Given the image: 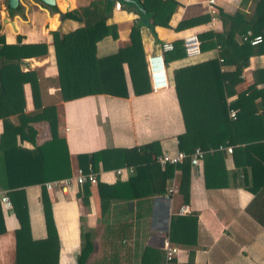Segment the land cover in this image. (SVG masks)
<instances>
[{
    "label": "trees",
    "instance_id": "obj_1",
    "mask_svg": "<svg viewBox=\"0 0 264 264\" xmlns=\"http://www.w3.org/2000/svg\"><path fill=\"white\" fill-rule=\"evenodd\" d=\"M92 1V0H90ZM102 1V10L98 20L88 28L76 27L72 31L62 32L59 27L50 33L53 47L56 82L59 97L63 102L86 96L106 95L126 98V85L123 65L135 96L150 92L144 52L140 40V28L146 26L153 35L156 26L169 28L172 15L180 6L176 0H121ZM42 9L58 13L60 22L72 21L81 24L74 11L59 13L66 7L73 8V0H59L60 6H45L34 0ZM119 10L132 13L136 19L128 33L129 45L116 49L112 54L98 57L96 45L100 41L118 38L115 24H106L111 18L115 4ZM19 6L13 11L20 13ZM3 13V20H7ZM40 16V15H39ZM51 14L41 15L42 31L48 27ZM23 18V16H21ZM217 20L222 31H206L196 35L199 53L212 52L220 47L217 58L204 61L189 62V64L168 71L167 64L185 60L182 41L172 43V51L164 54V62L168 84L174 90L179 107L184 132L177 137L178 151L190 154L195 148L204 151L203 161L212 154L210 165H221L222 152L219 146L231 147V157L235 169L243 174L242 187L253 194V205L258 199L259 189L264 185V64L252 74L253 83L247 88L246 94H240L229 101L235 93V87L241 81V69L248 63L251 56L264 57V0H258L251 19L247 20L241 12L233 14L217 10ZM209 16L183 20L174 31L185 30L201 23H206ZM57 18H54L53 27ZM7 22V21H6ZM8 23V22H7ZM9 24V23H8ZM1 30V28H0ZM249 31L252 36L260 35L262 41L256 46H250L240 40L242 34ZM22 37L17 35L15 42L7 44L0 32V189L7 192L11 211L17 220L18 228L14 231L13 264H57L59 242L52 220L51 205L44 187H41L40 203L42 207L46 237L34 241L30 237L27 207L24 188L31 185H43L49 180H62L70 176L67 161L66 146L56 131L57 112L54 107L37 110L36 68L31 69L25 62L33 59L41 61L48 55L44 43L21 44ZM233 65L234 70L224 72L222 66ZM26 70V76L31 91L34 109L25 113L23 86L21 75ZM257 86H260L257 88ZM259 100L261 111L256 113L255 101ZM229 110H235V119L228 117ZM17 119L13 125L10 117ZM44 120L49 125L51 139L32 150L18 147L19 141L33 143L35 131L29 123ZM158 142H150L128 149L99 150L92 153L77 155L78 168L87 173H97L98 165L102 171L119 167H132L133 175L126 181H116L112 185L101 182L95 184L98 195L108 201H141L143 199L162 196L166 193V183L174 171L181 173L177 191L183 203L188 201L189 163L185 160L179 165L166 164L161 167L156 158L159 157ZM66 158V163L61 158ZM204 166V171H205ZM250 178H246V174ZM204 173L205 186L207 185ZM88 186H82V195L87 198ZM261 191V190H260ZM247 213L262 227L259 220L249 208ZM128 223H118L108 226L104 233L107 248L110 253L100 259L93 260V233L86 239V245L76 256L75 264H120L117 261L118 243L127 238L130 228ZM196 217L173 215L170 218L168 243L176 248L188 250L187 260L182 264H193ZM4 233L0 214V235ZM138 264H178L172 257L165 260V252L159 249L144 247L139 256Z\"/></svg>",
    "mask_w": 264,
    "mask_h": 264
},
{
    "label": "crops",
    "instance_id": "obj_2",
    "mask_svg": "<svg viewBox=\"0 0 264 264\" xmlns=\"http://www.w3.org/2000/svg\"><path fill=\"white\" fill-rule=\"evenodd\" d=\"M179 7L172 15L169 28L156 26L152 35L146 26L140 28V40L145 60L155 54L162 42L173 43L187 36L213 31L221 32V23L216 19L212 25H200L174 31L175 26L183 21L209 16L205 8V0H176ZM258 0H215L216 11L233 14L241 12L251 19ZM18 16H14L16 31L11 24L0 26V32L7 44L15 42L17 35L21 36V44L44 43L48 55L41 61L27 60L30 68H36V105L37 110L54 107L57 112L56 131L66 146L67 161L72 178L79 169L77 155L99 150L128 149L150 142H158L161 155L172 156L177 151V137L184 132V127L176 101L174 90L168 86L165 90L150 92L135 96L123 65L126 98L106 95L86 96L63 102L59 97L56 82V68L50 33L57 27L62 32L74 30L76 27H91L99 18L102 1L92 0L87 5L68 6V11H74L81 24L72 21L60 22L57 15L51 17L48 27L42 31L41 18H36V25L29 18V7L40 16L48 13L33 0H24ZM20 6V5H19ZM4 10V9H3ZM6 13V11L4 10ZM42 12V13H41ZM60 12V11H59ZM62 13V12H60ZM7 16V15H6ZM23 16V18L21 17ZM57 18L55 27L52 26ZM136 16L121 10L113 9L111 18L106 24H115L118 38L113 41L106 38L97 43V56L112 54L116 49L129 45L128 33ZM3 23V20H2ZM4 24V23H3ZM216 48L212 52L198 53L192 58L167 64L168 71L185 66L189 62L204 61L217 58ZM264 64V57L251 56L248 63L241 69L240 83L235 87V93L228 99L232 101L240 94H246L247 88L253 83L252 74ZM224 72L234 70L233 65L222 66ZM25 113L34 109L26 70L21 75ZM260 86H257L259 88ZM256 115L261 111V103L255 101ZM13 125L17 119L10 117ZM35 131L33 143L19 141L17 145L25 150H32L51 139L49 125L44 120L29 123ZM2 123L0 121V134ZM221 152V151H220ZM221 165H210L212 154L206 156L198 166H189L188 201L183 203L177 195L180 176L174 171L172 178L166 183V193L141 201H108L98 195L95 185L88 186L87 198L82 195V187L72 184L66 190L53 188L46 190L44 185L56 180L46 181L43 185L36 184L25 187L24 196L27 207L30 237L34 241L46 237L42 207L40 203L41 187H44L51 205L52 220L59 242L57 264H75L76 256L86 245L88 235L93 233V260H98L110 253L105 239V229L118 223H128L127 238L118 243L117 261L120 264H138L139 256L144 247L164 251L167 245L174 249L173 258L178 264L185 263L188 250L174 247L168 243L170 218L178 215L181 206H186L188 212L178 216H195L196 230L193 264H264V227L258 224L246 211L249 208L259 220L264 222V185L259 189V197L250 206L253 194L242 187L243 174L235 169L231 153H223ZM66 163V158L62 156ZM204 166L205 171H204ZM95 174L96 183L112 185L116 181L124 182L128 177H118L115 169L102 171L101 165ZM122 168V167H119ZM117 169V168H116ZM93 173V172H92ZM204 173L207 185L205 186ZM246 178L250 176L247 173ZM261 190V191H260ZM5 191V190H4ZM0 214L4 233L0 235V264H13L14 231L18 223L11 209Z\"/></svg>",
    "mask_w": 264,
    "mask_h": 264
},
{
    "label": "built area",
    "instance_id": "obj_3",
    "mask_svg": "<svg viewBox=\"0 0 264 264\" xmlns=\"http://www.w3.org/2000/svg\"><path fill=\"white\" fill-rule=\"evenodd\" d=\"M205 8L207 14L210 17L207 24L212 25L213 22L217 19L215 0H205ZM114 9L115 10L119 9V5L117 3L114 5ZM240 40L241 42L247 43L250 46H256L262 41V37L260 35L252 36L249 31H246L244 34L241 35ZM182 43L186 58H192L198 55L199 49H198V42L196 40V37L187 36L186 38L183 39ZM172 49L173 46L171 43L162 42L159 45L157 52L155 54L148 56L145 60L149 87L152 92L165 90L169 86L165 62H164V54L172 51ZM216 50L220 52V47L217 46ZM217 60L220 64L223 62L222 58L219 55L217 57ZM235 113H236L235 110H229L228 117L230 120L235 119ZM218 150L227 154L231 153V147L228 146H219ZM204 154H205L204 151L195 148L190 154L177 151L172 156L160 155L159 157L156 158V161L161 167H163L166 164L179 165L182 164L185 160L188 161L189 166H198L203 160ZM114 174L119 178L129 177L133 175V168L126 166L122 168H117L114 170ZM72 184H75L79 187H82L85 184L95 185L96 184L95 174L92 173L91 171L84 173L80 169H78L72 178H66V179L56 180L50 183H46L44 187L46 190H51L53 188H57L59 190H66ZM0 207L3 211H7L11 209V204L7 192L2 189H0ZM187 212H188L187 207L181 206L178 209L177 214L184 215ZM164 252H165L166 261L170 260L174 255V249L167 245L164 247Z\"/></svg>",
    "mask_w": 264,
    "mask_h": 264
},
{
    "label": "rangeland",
    "instance_id": "obj_4",
    "mask_svg": "<svg viewBox=\"0 0 264 264\" xmlns=\"http://www.w3.org/2000/svg\"><path fill=\"white\" fill-rule=\"evenodd\" d=\"M18 1H19L20 7H22L20 2L24 3V0H18ZM59 2H61V0H59ZM89 2H90V0H73V3H74L73 5L82 6V5H87ZM5 3H6V0H0V26L1 27L4 26V25H7V24H3L2 23V20H3V17L2 16H3V13H4V10L3 9H4V6H5ZM57 5H58V7H64L62 5L60 6V4L58 2H57ZM58 7L56 6L57 9H58ZM32 9H34V7L33 6H30L29 7V11H28V16H29V18H32L33 19V21L35 22V25H36V18L37 19H40V16H39L40 15V12L37 15V14H35L34 11H32ZM64 12H69L67 7H66V9L64 11H62V13H64ZM7 27L10 28L9 25H7Z\"/></svg>",
    "mask_w": 264,
    "mask_h": 264
},
{
    "label": "water",
    "instance_id": "obj_5",
    "mask_svg": "<svg viewBox=\"0 0 264 264\" xmlns=\"http://www.w3.org/2000/svg\"><path fill=\"white\" fill-rule=\"evenodd\" d=\"M34 1V0H33ZM39 3L45 5V6H54L55 2L54 0H37ZM112 0H107V2H111ZM125 3H129L130 0H121ZM19 7V1L18 0H6L5 6H4V10H6L7 12V16L9 18H13L14 16H18L17 14H14L13 11L16 10ZM48 12V11H47ZM60 13V12H59ZM48 14L51 15H57L58 17V13H54L53 11L48 12ZM7 20H3L4 24H8L6 22Z\"/></svg>",
    "mask_w": 264,
    "mask_h": 264
},
{
    "label": "bare ground",
    "instance_id": "obj_6",
    "mask_svg": "<svg viewBox=\"0 0 264 264\" xmlns=\"http://www.w3.org/2000/svg\"><path fill=\"white\" fill-rule=\"evenodd\" d=\"M54 2H55V5H56V3H57V0H54ZM53 16H56V15H53ZM7 22H8L9 24H11V26H12L13 30H14V31H16V25H15V22H14V21H12V19H11V18H8V19H7Z\"/></svg>",
    "mask_w": 264,
    "mask_h": 264
},
{
    "label": "flooded vegetation",
    "instance_id": "obj_7",
    "mask_svg": "<svg viewBox=\"0 0 264 264\" xmlns=\"http://www.w3.org/2000/svg\"><path fill=\"white\" fill-rule=\"evenodd\" d=\"M6 11V10H5ZM6 14H7V12H6ZM9 17L7 16V19H8ZM12 19V21H14L15 19H14V17L13 18H11Z\"/></svg>",
    "mask_w": 264,
    "mask_h": 264
}]
</instances>
